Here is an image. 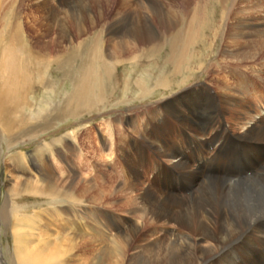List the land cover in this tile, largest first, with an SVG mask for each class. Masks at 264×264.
<instances>
[{"label": "bare ground", "instance_id": "6f19581e", "mask_svg": "<svg viewBox=\"0 0 264 264\" xmlns=\"http://www.w3.org/2000/svg\"><path fill=\"white\" fill-rule=\"evenodd\" d=\"M195 1L170 0L167 8H159L156 21L165 29L161 36L147 19L134 21L130 30L117 36L112 50L100 49L96 64L82 63L66 102L36 123L14 115L24 105L27 75L19 69L15 51L6 47L1 59L0 78L5 84L0 85V134L2 127L12 142L24 135L39 136L66 118L94 112L95 105L105 100L109 107L128 104L132 100L122 98L134 82L130 73L144 63L151 66L146 71L156 68L159 73L153 72L151 86H140L139 98L143 101L158 90L167 94L138 118L127 109L116 119L122 139L128 138L119 147L131 158V174L139 177L112 181L108 195H126L133 205L126 212L140 222H130L111 246L106 243L98 249L96 243L103 242V236L80 232L81 212L92 221L95 218L97 185L58 181L54 168L42 158V181L19 178L6 183L10 197L0 205V229L11 235L13 248L7 259L0 244V264H106V259L109 264H264V87L258 86L264 84V67L245 69L238 64L264 58V19L251 14L264 13L248 5L245 9L250 12L238 11L235 22L222 30L223 36L219 30L225 23L217 20L223 16L225 0H205L202 5ZM256 3L263 5L261 0ZM118 24L113 31H119ZM255 46L257 52L245 50ZM125 64L133 70L123 73L125 93L119 103L117 68ZM197 72L201 80L188 83L198 77ZM204 78L209 83L202 84ZM253 99L261 101L263 109ZM115 115L110 113L111 118ZM111 118L107 127L113 146ZM208 142L215 145L214 157L209 150L205 153L211 146ZM111 146L110 157L115 149ZM151 162L153 185L144 183ZM247 170L253 174L245 175ZM183 189L191 190L189 196ZM25 197L35 200L33 211L13 205ZM36 221L38 228L32 225Z\"/></svg>", "mask_w": 264, "mask_h": 264}, {"label": "rangeland", "instance_id": "374dc122", "mask_svg": "<svg viewBox=\"0 0 264 264\" xmlns=\"http://www.w3.org/2000/svg\"><path fill=\"white\" fill-rule=\"evenodd\" d=\"M169 1L170 0H0V75H2V54L6 51V47L8 46L15 51V57L17 58L16 62L19 69L26 71L27 75L26 80L23 81L28 85L22 95L24 105L19 110L18 114L14 115H17L18 118L24 116L26 123H36L40 121L43 116L52 113L53 108L62 106L73 88L74 77L77 76L82 63L84 61H90L96 64L100 49L103 48L105 51H108L107 49L112 50L111 45L117 41V36L121 35L123 31L130 30L134 21L145 18L148 24L153 28L155 34L159 36L163 35L165 29L163 25L158 26L156 19L159 15V8H167L169 6ZM204 1L205 0H196L194 3L202 5ZM257 1L258 0H225L224 7L221 9L223 16L219 17L217 20L219 24L225 23L224 27H220V34L223 36L226 35V33L222 34V30L227 28L229 23L233 24L235 22H233L234 17L236 14L241 13L238 11L244 9L246 12H250L245 9L248 5L264 13V0H261L263 1V5L257 4ZM256 5H258V7H256ZM143 6H145V8ZM251 14H257V16H254V18L258 17L256 20H259L261 17L264 19V16L260 15V13L254 12ZM117 23H119L118 32L113 31V26H116ZM82 31H85V34L79 33ZM250 38H254V36ZM141 50H143V48ZM245 50L251 52L258 51L256 46ZM166 53L167 51L163 52V54ZM219 58H221L220 55ZM260 60L257 59L255 62H251L250 60L248 63H245V65L242 62L238 64L243 65L242 67H245V69L254 65L257 68L258 66L264 67V58ZM147 64L148 63H144L140 66L139 70L131 73L129 71L133 69L129 64L119 66V69L117 68L119 73V88L116 96L119 98V103L124 98L128 99L129 97V100L132 101L127 102L128 104H119L109 107V101L105 100V103H97V105H95L94 112H85L88 114L82 117L66 118L67 120L65 119L58 123V125H55L56 127L51 130L40 133L39 136L24 135L17 137L13 142L11 141V137H8V133H5V130L1 127L0 205L3 204L5 197H10L6 188V183L8 181H17L19 178L21 181H34L33 179L35 178L38 181H42L41 166L43 167L44 159V162L54 168L55 176L58 178V181H85L89 184L99 185V188L96 186L94 193L95 198H97L92 216L93 218L95 216L94 220L92 221L84 212H81L80 215V232L92 236L96 234V236L106 237L105 239L103 237V239L101 238L103 242L96 243L98 249H103L106 243L111 246L112 240H114L116 234L121 235L122 231L130 227V222H136L137 219L139 221L140 219L135 215L133 216L126 212L133 207V205H130V200L126 195L120 196L113 192L112 195H108V193L111 192V190L113 191L112 181H124L127 177H129V180L134 181L139 177L138 175L134 177V174H131L129 166L131 165V158L127 159L121 152V146L119 147L127 137H125L124 140L122 139V137H124L121 130L122 126H120V121L117 120L126 115L125 112L127 109V111H129L127 113L132 114L133 118L142 116L145 112L150 111L149 108L153 104H157V101L167 94L163 90H158L156 91L157 93L155 92L152 94L153 96L146 97L143 101L139 98L140 86H142L143 83L151 86V79L155 76L154 73H159L156 68H152L151 72L146 71L148 68L151 69V66ZM247 65L248 67H246ZM128 72L130 76L134 75V82L128 87L130 90L127 91L126 97L120 100V96L125 93L123 84L121 83L125 80L123 73ZM195 76L198 77L195 79L193 78L194 80L192 79V81L188 83L193 85L194 82L201 80L199 77L200 72H197ZM147 78L150 79V82L147 81ZM204 79L202 84L209 83V81ZM4 84L3 77H1L0 85L3 86ZM263 85L262 82H259L258 86L264 87ZM17 92L19 93L18 89ZM175 96L176 95H174V97ZM173 98L169 97L168 100H172ZM253 100L255 105H259L263 109V104L261 102L264 100L263 96L261 97V101L257 99ZM115 103H117V101H115ZM110 113H116L115 117L111 118ZM110 118L114 120L115 124L113 132V138L115 139H113V146H111L112 143L107 127ZM170 118L172 119L171 116ZM125 134V136H127V132H125ZM136 142L141 146V138L136 137ZM208 144L213 145L210 142H208ZM255 144L260 145L262 143ZM110 146L111 148H115L111 157L108 156L110 153ZM209 151L214 157L215 152L211 151V149ZM135 152L136 150H133L131 154L134 155ZM149 152L148 154H150ZM205 153L208 155L207 149H205ZM13 157L17 158H15V160L13 159V161L11 160ZM149 157L151 156L149 155ZM255 165L256 164L249 168H255ZM147 166L149 167V172L147 174L145 173L146 177H144V183H151V185H153V176L155 173L153 168L155 166L152 162ZM246 173L245 175H247ZM181 182L185 184L184 181ZM117 184L118 183H115L114 185ZM155 186L159 187L158 184ZM139 187H141L140 184ZM190 191L184 192L183 190V193L189 196ZM34 203L35 200L29 199L28 197L17 202L13 201V205L21 211H26L28 207L25 206L30 207ZM34 206L36 205H33V207ZM30 208L31 209L27 211H33L32 207ZM37 209H39V207H36V210ZM35 223L38 222L36 221L32 225H35ZM98 226L100 227L98 228ZM33 227L38 228L37 225ZM103 228H105L106 231H104ZM3 230L4 229H0V244L1 247L4 248L5 257L8 259L12 252L13 239L10 234H6L5 230ZM111 231L114 233L113 235L110 233ZM108 232L109 234H107ZM106 235H110V237ZM138 236L140 239V235ZM138 243L139 242H137V244ZM129 253L133 254V250ZM105 262L106 264L110 263L107 259Z\"/></svg>", "mask_w": 264, "mask_h": 264}]
</instances>
